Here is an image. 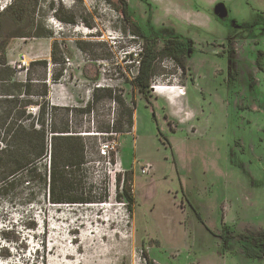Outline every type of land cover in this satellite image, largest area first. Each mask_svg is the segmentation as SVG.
Returning <instances> with one entry per match:
<instances>
[{"label": "rangeland", "instance_id": "rangeland-1", "mask_svg": "<svg viewBox=\"0 0 264 264\" xmlns=\"http://www.w3.org/2000/svg\"><path fill=\"white\" fill-rule=\"evenodd\" d=\"M127 2L158 50L142 91L143 39L118 0H0L17 79L47 77L52 124L83 137L85 187L107 190L55 205L35 183L32 204L0 201V264H264L241 238L264 229V0ZM175 35L189 44L187 70L160 52ZM105 138L117 143L109 158Z\"/></svg>", "mask_w": 264, "mask_h": 264}, {"label": "trees", "instance_id": "trees-1", "mask_svg": "<svg viewBox=\"0 0 264 264\" xmlns=\"http://www.w3.org/2000/svg\"><path fill=\"white\" fill-rule=\"evenodd\" d=\"M118 2L121 4L122 16L129 20L126 0ZM137 31L143 34L139 29ZM7 47V40L1 39L0 201L6 200L11 207L32 204L35 201L32 189L35 183L47 186V200L55 205L104 201L107 197L106 188L103 193L95 194L91 187L86 188L84 185L83 166L87 154L80 131L71 130L64 120L59 127L51 122L52 112L56 108L48 98L47 77L33 79L27 75L25 80H18L16 67L7 58ZM185 51L186 43L183 40L167 39L160 52L175 59L185 69ZM51 54L54 61L53 48ZM157 54L150 40H146L138 52V69L134 81L141 91L150 86ZM257 64L260 68V61L257 60ZM32 65L46 68L48 61L36 60L31 62ZM50 77L57 78L52 75V70ZM33 107L36 108L34 112L30 110ZM62 110L68 111L69 107H63ZM124 186L125 197L131 202L128 180ZM196 216L202 222L200 214ZM241 238L246 257L264 259V229L247 231Z\"/></svg>", "mask_w": 264, "mask_h": 264}, {"label": "flooded vegetation", "instance_id": "flooded-vegetation-1", "mask_svg": "<svg viewBox=\"0 0 264 264\" xmlns=\"http://www.w3.org/2000/svg\"><path fill=\"white\" fill-rule=\"evenodd\" d=\"M126 3H127V9H128L129 17H130L129 20H127V19H126V20L129 21V22L133 25V27L135 28V29H134V30H135L134 33L143 39V44L146 43V40H150V41H152V42L154 43V45H155L154 40H152L150 37L147 36V34H146V32H145V29L139 24L138 20H137V19H136L131 13H130V10H129V8H128V2H127V0H126ZM137 29H139V31H142L143 34H142V35L139 34V32L137 31ZM167 39H180V40H183V41L186 43V51H185V53H184V59H185V63H186V68H185V69L181 68V67L179 66L178 62H177L175 59H173V58H172V59L177 63V65H178L182 70H187V69H188V67H187V55H188V51H189V44H188V42H187L186 40H184L183 38H181L180 36H177V35L172 36V37H167V38H165V39L163 40V46H162V49H163V47H164L165 42H166ZM142 46H143V45H142ZM155 47H156V45H155ZM162 49H161L160 51H162ZM156 51H158L157 48H156ZM261 53H263V56H264V52H263V50H262V51L259 50V51H258V57L261 56ZM258 57H257V59H256V64H257ZM257 67L259 68L258 64H257Z\"/></svg>", "mask_w": 264, "mask_h": 264}, {"label": "built area", "instance_id": "built-area-1", "mask_svg": "<svg viewBox=\"0 0 264 264\" xmlns=\"http://www.w3.org/2000/svg\"><path fill=\"white\" fill-rule=\"evenodd\" d=\"M3 7H1L2 9ZM68 60V58L66 59ZM19 67L21 66H25V69L28 67V62L23 58L21 59V63L18 64ZM50 71H51V67H48V76L50 75ZM49 82V80H48ZM51 100V99H50ZM50 104L53 105V101H50ZM33 111L36 110V108H32ZM116 140L115 138H105L104 140L101 141L99 147H98V152L99 155L102 157H107L109 158L111 151H115V147H116ZM149 170V166L148 165H143L141 167V172L142 173H147V171Z\"/></svg>", "mask_w": 264, "mask_h": 264}, {"label": "bare ground", "instance_id": "bare-ground-1", "mask_svg": "<svg viewBox=\"0 0 264 264\" xmlns=\"http://www.w3.org/2000/svg\"><path fill=\"white\" fill-rule=\"evenodd\" d=\"M222 7L220 6V8L218 9V11H222ZM157 91H159L160 93H165V92H171V88L170 87H166V86H163L161 84H154L153 86ZM182 92H178L176 94V96H179V94H181Z\"/></svg>", "mask_w": 264, "mask_h": 264}, {"label": "water", "instance_id": "water-1", "mask_svg": "<svg viewBox=\"0 0 264 264\" xmlns=\"http://www.w3.org/2000/svg\"><path fill=\"white\" fill-rule=\"evenodd\" d=\"M216 6H217L218 9L220 8V6H218V5H216Z\"/></svg>", "mask_w": 264, "mask_h": 264}, {"label": "crops", "instance_id": "crops-1", "mask_svg": "<svg viewBox=\"0 0 264 264\" xmlns=\"http://www.w3.org/2000/svg\"><path fill=\"white\" fill-rule=\"evenodd\" d=\"M199 264V262H197Z\"/></svg>", "mask_w": 264, "mask_h": 264}]
</instances>
